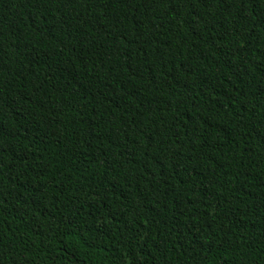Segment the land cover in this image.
I'll list each match as a JSON object with an SVG mask.
<instances>
[{
	"label": "trees",
	"instance_id": "obj_1",
	"mask_svg": "<svg viewBox=\"0 0 264 264\" xmlns=\"http://www.w3.org/2000/svg\"><path fill=\"white\" fill-rule=\"evenodd\" d=\"M0 264H264V0H0Z\"/></svg>",
	"mask_w": 264,
	"mask_h": 264
}]
</instances>
